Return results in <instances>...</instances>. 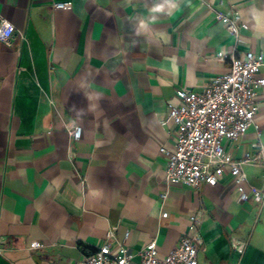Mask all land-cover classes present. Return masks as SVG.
Here are the masks:
<instances>
[{
    "label": "crops",
    "instance_id": "1",
    "mask_svg": "<svg viewBox=\"0 0 264 264\" xmlns=\"http://www.w3.org/2000/svg\"><path fill=\"white\" fill-rule=\"evenodd\" d=\"M236 11L238 46L218 14ZM0 15L16 28L0 40V264H78L108 239L165 255L194 213L199 264H264V202L239 201L227 173L169 187L160 153L177 89L202 90L249 49L264 63V0H0ZM258 102L260 134L226 141L236 158L264 144V86ZM244 169L264 188L262 160Z\"/></svg>",
    "mask_w": 264,
    "mask_h": 264
},
{
    "label": "built area",
    "instance_id": "2",
    "mask_svg": "<svg viewBox=\"0 0 264 264\" xmlns=\"http://www.w3.org/2000/svg\"><path fill=\"white\" fill-rule=\"evenodd\" d=\"M54 6L70 8L72 3L56 2ZM218 14L235 36L238 46L242 30L248 28V24L242 20L240 12ZM15 30L13 23L0 15V40L11 44ZM20 35L25 38L23 32ZM218 56L224 58L223 52H219ZM230 61V69L215 76L202 90L179 88L175 98L168 102L166 121L176 126V143L175 146L163 144L160 147V153L167 160L165 181L169 187L182 182L196 187L203 183L216 185L219 178L227 173L239 190V201L253 198L264 202V188L256 185L248 188L249 178L244 169L245 164L258 160L264 162L263 142H257V150L248 151L243 158L234 157L226 149V141L238 140L251 127H255L260 134L256 114L264 76L258 77L257 74L264 63L250 49L246 50L244 57L232 55ZM70 134L79 140L83 128L80 125L70 126ZM190 218L195 232L183 235L168 254L162 255L154 240L136 252L141 257L137 261V254L125 241L113 251L108 239L105 244L84 255L78 264H199L203 218L199 213L192 214ZM128 236L126 234V239ZM39 247L41 243L37 241L31 244V248Z\"/></svg>",
    "mask_w": 264,
    "mask_h": 264
},
{
    "label": "clouds",
    "instance_id": "3",
    "mask_svg": "<svg viewBox=\"0 0 264 264\" xmlns=\"http://www.w3.org/2000/svg\"><path fill=\"white\" fill-rule=\"evenodd\" d=\"M154 12H159V11H162V6H158L156 8L153 9ZM5 26L7 27V23L5 24Z\"/></svg>",
    "mask_w": 264,
    "mask_h": 264
}]
</instances>
